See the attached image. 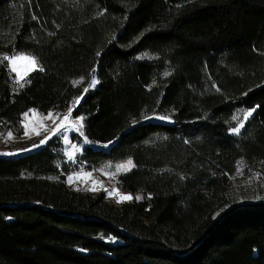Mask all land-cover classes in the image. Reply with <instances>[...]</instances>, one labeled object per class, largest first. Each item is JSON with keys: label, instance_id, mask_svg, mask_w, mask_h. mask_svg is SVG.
<instances>
[{"label": "trees", "instance_id": "16d2710c", "mask_svg": "<svg viewBox=\"0 0 264 264\" xmlns=\"http://www.w3.org/2000/svg\"><path fill=\"white\" fill-rule=\"evenodd\" d=\"M71 106L142 198L69 187L58 138L0 156V264H264V0H0V134Z\"/></svg>", "mask_w": 264, "mask_h": 264}, {"label": "rangeland", "instance_id": "374dc122", "mask_svg": "<svg viewBox=\"0 0 264 264\" xmlns=\"http://www.w3.org/2000/svg\"><path fill=\"white\" fill-rule=\"evenodd\" d=\"M21 54H23V57H34L33 55L25 52H20L8 57H20ZM29 65L30 61L24 58H18L15 62V66L19 69L21 75ZM12 66V61L8 60V67L11 74L13 75V78L16 82L22 81V79H18V73L12 71ZM25 113H27V116H25ZM49 113H51V115H49ZM65 116L68 117L67 121H64ZM147 117L158 120H170V118L156 113L149 114L147 115ZM159 117H165L166 119H160ZM77 118H80V116L74 117L72 115V112L69 113V108L62 111H49L46 113H41L33 108H30L22 114L23 131L21 133L6 131L5 133L0 134V156H14L26 153L42 147L51 138H58L62 142L61 150L65 156V161L68 163V165H74L72 170H70L66 174V180L69 187L95 192L102 190L105 192L108 198L114 199L116 201H122L121 197L125 195H131V197L135 199L137 196L142 197L140 192L132 193L130 191L122 189L118 184L117 175L126 171H124L123 169L117 171V166L126 164L129 159H125L119 162H105L100 167L85 166V164L78 161V154L82 151L83 147L88 145L93 148L106 149L109 143L87 138L83 133L82 120H78ZM62 122L64 123V127L53 134L52 129L56 128V126L58 124H61ZM9 132H11L12 134L10 137L8 135ZM25 132H27L28 134L25 135ZM45 136H48L50 138L43 145L32 148L33 144H39V142L43 140ZM65 137L67 139H65ZM85 137L87 138V142H85ZM21 149L29 150L19 151ZM9 152L13 154H5ZM131 168L132 167H130V169ZM236 176L238 177V188L240 185H244V189L247 190L244 195H238L239 200H253L256 198H264V180L263 183L260 184V190L258 192H255L252 190L253 187L249 186L250 180L248 175L243 174L240 171L236 174ZM261 178L264 179V177ZM114 240L115 239H111V241Z\"/></svg>", "mask_w": 264, "mask_h": 264}, {"label": "snow or ice", "instance_id": "6c2138e0", "mask_svg": "<svg viewBox=\"0 0 264 264\" xmlns=\"http://www.w3.org/2000/svg\"><path fill=\"white\" fill-rule=\"evenodd\" d=\"M98 55H99V53H98ZM18 58H24V59H27V60L30 61V65L27 67V69L24 71V73H23L22 75L20 74L19 69L15 66V62H16V60H17ZM4 59H8V60H11V61H12V65H13V66H12V71L18 73V79H23L24 76H26L29 72L34 71V70L36 69V67H37V65H36V61H35V57H23V54H21L20 57H17V56H13V57L5 56ZM41 70H42V69H41ZM165 75H169V73H165ZM80 79L83 80L84 78L81 77ZM74 83H79V81H76V82H74ZM97 83H98V81L96 80L95 77H93L92 80H91V82H90L89 87H93V86H95ZM84 91L87 92V91H88V88H85ZM80 99H81V97H78L77 100H76V102L79 103V100H80ZM254 110H255V109H248V110H246V112H245V114H244V119L246 120V119L252 114V112H253ZM31 111H34V110H31ZM71 112H72V108L70 107V108H69V113H71ZM49 115H51V113H49ZM25 116H27V113H25ZM149 118H150V117H147V116L144 117V119H149ZM159 118H160V119H166L165 117H159ZM67 119H68V117L65 116V117H64V121H67ZM77 119H78V120H82L83 118L80 117V118H77ZM233 119H236V117L233 116ZM63 127H64V123H63V122H62L61 124H58V125L56 126V128L52 129L53 134H55L57 131H59V130H60L61 128H63ZM243 127H244V124H243V122L241 121L238 127H233V128L230 129V131H231L232 133H239V132H240V129L243 128ZM27 134H28V133L25 132V135H27ZM37 134H38V133H37ZM8 135H9V137H10V136L12 135L11 132H9ZM49 138H50V137L45 136V138H44L43 140H41V141L39 142V144H33V145H32V148H36V147H39V146L43 145V144H44ZM65 139H67V138L65 137ZM85 142H87V138H86V137H85ZM109 143H111V142H109ZM73 147H74V146H73ZM28 150H29V149H21V150H19V151H28ZM5 154H6V155H12L13 153H10V152H9V153H5ZM238 164H239V162H238ZM130 167H135V165H133L132 161L129 159V160L126 162V164H124V165H118V166H117V171H120L121 169H123L124 171H128V170H130ZM238 171H239V169H238ZM141 198H142V197H140V196H137V197H136V199H141ZM127 199H132L131 195H125V196H122V197H121V200H127ZM118 202H119V201H118Z\"/></svg>", "mask_w": 264, "mask_h": 264}]
</instances>
